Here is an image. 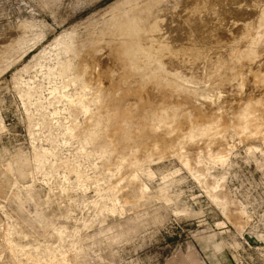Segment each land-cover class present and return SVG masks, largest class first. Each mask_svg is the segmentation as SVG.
Segmentation results:
<instances>
[{
    "label": "rangeland",
    "instance_id": "obj_1",
    "mask_svg": "<svg viewBox=\"0 0 264 264\" xmlns=\"http://www.w3.org/2000/svg\"><path fill=\"white\" fill-rule=\"evenodd\" d=\"M117 1L0 0V264H264L260 106L250 114L260 132L244 126L237 133L228 113L229 150H192L212 136L193 126L143 152L135 139L146 131L135 119L120 134L92 135L90 124H100L95 87L109 88L110 77L85 53ZM227 1L237 27L257 25L261 6L254 0ZM250 33L239 34L234 47L246 49ZM77 45L84 48L75 54ZM261 57L254 67L245 58L237 64H245V75H263L264 51ZM82 64H90L86 74ZM85 110L95 113L92 123ZM107 137L117 140L119 153Z\"/></svg>",
    "mask_w": 264,
    "mask_h": 264
},
{
    "label": "bare ground",
    "instance_id": "obj_2",
    "mask_svg": "<svg viewBox=\"0 0 264 264\" xmlns=\"http://www.w3.org/2000/svg\"><path fill=\"white\" fill-rule=\"evenodd\" d=\"M224 1L227 0H118L111 5L108 9L110 11L106 13L108 25L101 28L100 37L96 38V35L94 38L92 35L94 39H90L89 49L85 53L86 57L91 55L93 64L99 68L102 66L101 69L106 73L104 75L108 74L110 77L109 88L103 90L94 86V99H100L99 106L101 105L100 111L97 110L100 124H90L94 137L107 136L108 132L120 134L124 123L135 119L146 133L143 130L145 136L140 135V138L135 131L130 138L132 140L134 136L139 137L135 140H138L143 152L152 150L156 144L161 148V144L169 139H166L167 135L178 134L187 128L185 132L190 134L193 126L198 129L197 133L212 136L199 141L201 144L194 143L192 150L202 152V146L208 147L210 144L222 145L228 149V113L233 117L237 133L240 134L244 126L255 129L252 132L261 131L258 129L260 124L250 114L257 105L264 111V74L259 75L256 70L249 69L250 75H245V64L239 67L238 62L248 60V65L252 63V66L263 58L264 39L258 38L257 32L261 30L264 33V5L261 0H254L256 5L261 6L260 14L256 13L259 15L257 25L245 21L242 28H239L235 19L230 21L231 16H234L233 11L237 10L226 7ZM228 1L235 3L236 0ZM238 30L247 33L254 30V33L247 34L249 45L243 39L248 45L244 50L236 49L232 43H238L237 38L242 33ZM237 31L241 33L237 35ZM83 48V45H77L73 52H81ZM248 52L257 55H249ZM90 64H86L87 67L82 64L79 72L86 74ZM102 73L97 75L102 77ZM87 81L82 82L83 86H88L90 81ZM208 90L215 91L218 98L211 99L210 93L205 94ZM256 94L258 99L253 102ZM200 98L202 103H199ZM81 99L79 104L85 109V101ZM220 99L228 104L226 108H220ZM89 111L85 113L89 123H92L90 120H93L95 113ZM103 116L108 124L113 120L116 122L115 129L103 126ZM154 119L158 123L166 120L167 125L164 124V127L162 124L166 130L161 132L163 128L159 124H153ZM174 119L178 122L172 125ZM195 121L198 123L195 124ZM107 138V141L102 140L109 145L110 150L119 153L117 140ZM152 140V143L155 142L153 145L150 142ZM142 187L144 189L143 185ZM232 211L230 213L233 220L238 221V213Z\"/></svg>",
    "mask_w": 264,
    "mask_h": 264
}]
</instances>
